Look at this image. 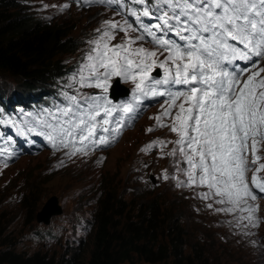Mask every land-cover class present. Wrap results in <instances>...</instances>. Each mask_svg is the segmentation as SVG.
Returning <instances> with one entry per match:
<instances>
[{
	"label": "snow or ice",
	"instance_id": "obj_1",
	"mask_svg": "<svg viewBox=\"0 0 264 264\" xmlns=\"http://www.w3.org/2000/svg\"><path fill=\"white\" fill-rule=\"evenodd\" d=\"M91 2L117 3L138 26L127 19L122 24L104 21L102 28L96 30L97 38L89 41L92 47L86 55L88 63L81 68L80 86L107 92L109 80L116 76L131 81L136 100L140 96L166 97L160 114L152 119L157 127L169 128L178 138L158 139L141 151L147 152L155 145L163 149L173 143L175 147L167 155L179 154L180 162L187 166L178 168L186 180L177 179V186L206 187L208 191L199 193V198L223 205L215 211L247 212V216L239 215L238 221L246 219L256 226L254 213L259 206L249 203L256 196L246 173L250 171L249 150L255 165L261 160L257 155L259 145L264 143V67H259L264 60V0H84L85 4ZM68 7L64 4L60 9ZM143 18L156 22L146 24ZM118 31L124 37L121 43L112 44ZM129 31L137 35L129 36ZM170 34L177 39H171ZM145 41L153 49L143 43L132 47ZM239 61L245 66L240 67ZM84 68L88 69L87 77L83 75ZM157 68L163 70L162 78L151 75ZM173 87L177 90H171ZM69 100L75 109L64 108L54 124L45 122L50 131L37 133L45 135L54 149H71L66 153L69 156L77 152L87 155L89 150L116 139L120 122H116V127H104L111 125L109 117L114 107L124 113L133 111L132 104L115 106L107 96H84L78 100L73 95ZM165 118L171 123H165ZM24 131L30 133L34 128ZM99 132L114 135L109 139ZM0 140L10 143L3 133ZM7 151L0 146V154ZM261 170L264 163H259L255 171ZM164 178H168L166 172ZM251 183L264 192V181L255 174ZM207 207L212 208L213 204Z\"/></svg>",
	"mask_w": 264,
	"mask_h": 264
},
{
	"label": "rangeland",
	"instance_id": "obj_2",
	"mask_svg": "<svg viewBox=\"0 0 264 264\" xmlns=\"http://www.w3.org/2000/svg\"><path fill=\"white\" fill-rule=\"evenodd\" d=\"M25 1L34 4L30 9L31 14L35 13L56 22L63 21L70 30V34L80 41L84 40L83 34L88 37L93 35L97 29L102 28L104 21L112 19L111 13L103 9L82 11L70 5L61 10L60 6L67 4L65 0ZM92 22L96 24L91 25ZM119 38L123 39V36ZM86 46L87 43L79 52L66 55L65 64L71 66L77 63L83 53L88 51ZM261 64L264 66V60ZM14 85L15 82L12 81L7 84V87L11 89ZM18 85L16 84L15 87ZM4 86L0 84V88ZM22 96L25 95L22 93ZM30 114V120H24V125L34 128L35 131L48 130L39 114ZM158 114L159 112L154 108L148 110L115 146L99 154L80 153L69 156L66 154L68 148H63L56 155L55 149H47L36 157H21L10 167L0 171V201L3 200L2 207L7 206L5 211L9 212L6 215L8 222L11 216L16 214L14 221H10L9 230L16 244V250L26 253L48 250L51 253L57 252L54 256L58 257L63 254L66 246L71 247L74 244V240L82 239L90 247L96 224L92 215L96 216L99 210L96 205L92 209L93 203L98 204L107 194L113 192L116 196L122 195L125 199L134 197L137 202H145L156 196L169 207V210L189 216L190 202L187 198H190V194L177 188L178 186L173 187L172 181L168 186H164L165 172L173 173L185 165L180 162L182 157L179 154L175 157L167 155L175 145L169 143L163 147L161 151L165 153L164 155H145L140 152L141 146L149 141L158 139L175 141L171 132L157 127L155 119L152 118ZM16 128H18L17 125ZM148 128L154 130L148 132ZM70 151L71 149L68 152ZM64 154L66 155L62 156ZM5 156V153L0 154V160ZM23 182L25 186L20 188L23 197L34 187L43 193L35 209V216L42 213L43 207L50 199H55L53 203L56 204L60 213L50 217L49 225H43L44 222H38L37 218L25 225L24 211L19 212L16 201L15 203L6 202L9 197L14 196L13 186ZM148 182L154 187L148 186ZM123 184L125 187L120 189ZM263 205L264 200L254 214L256 226L249 224L244 227L241 222L235 220L233 214L215 211L223 205L215 204L213 209H205V205L201 202L199 204L201 213L196 214L192 211L191 214L195 222H197L196 218L201 219L202 222L198 224L203 227L197 224L191 226V242L202 249L204 257L215 264H224V262L234 264L235 261L239 264H248L242 261L243 257L248 256L258 258L262 260L260 264H264V248L262 247L264 239L255 242L253 246L251 243L254 238L264 234ZM247 229H249L248 232L244 231ZM199 237L201 240H198ZM190 251H193V248L191 243H187L185 252ZM192 253L182 256L191 257ZM85 256L87 257V254ZM140 264L144 263L140 262Z\"/></svg>",
	"mask_w": 264,
	"mask_h": 264
},
{
	"label": "trees",
	"instance_id": "obj_3",
	"mask_svg": "<svg viewBox=\"0 0 264 264\" xmlns=\"http://www.w3.org/2000/svg\"><path fill=\"white\" fill-rule=\"evenodd\" d=\"M33 5V2L25 0H0V84L5 85L0 89L9 92L12 88L8 89L7 84L13 80L19 84L13 90L24 95L36 89L51 94L58 90L60 84L66 85V96L44 102L43 110L58 114L69 106L75 109L69 100L70 96L76 94L79 100L84 96H92L97 90L95 87H81L80 77L70 72L85 60L92 47L89 41L96 39L98 33L89 37L83 34L85 42L80 41L70 34L63 21L56 22L31 14ZM105 10L111 13L110 20L122 24L127 19L138 26L135 19L117 3L113 10ZM128 34L132 37L137 35L131 31ZM121 35L124 37V33L118 31L116 39L111 43H121ZM85 43L88 51L83 53L77 63L67 66L64 57L79 52ZM138 43L132 47H136ZM80 102L84 103L83 100ZM29 110L39 112L38 107H27L18 113L17 120L28 118ZM23 186L24 182L14 185V192ZM124 187L125 184L120 189ZM42 195L34 187L17 204L19 212L24 211L25 225L36 219L35 209ZM2 203L3 200L0 201V264H215L204 257L202 249L191 242V226H202L198 224L202 222L201 219L196 218L195 222L191 214L192 211L200 214L199 206L189 205L190 215L186 216L169 210L156 196L145 202H137L134 197L125 199L122 195L116 196L114 192L107 194L98 204L93 203L92 209L96 205L99 210H96V216L92 215L96 224L90 247L82 239L74 240L71 247L66 246L63 254L56 257L54 255L57 252L51 253L48 250L32 253L17 251L9 232L10 221H14L16 214L8 222L6 215L9 212L5 211L7 206L2 207ZM187 243H191L193 251L186 253ZM190 253L191 257L182 256Z\"/></svg>",
	"mask_w": 264,
	"mask_h": 264
},
{
	"label": "water",
	"instance_id": "obj_4",
	"mask_svg": "<svg viewBox=\"0 0 264 264\" xmlns=\"http://www.w3.org/2000/svg\"><path fill=\"white\" fill-rule=\"evenodd\" d=\"M110 95L114 100H117L119 97L125 96L126 93L120 87V85L116 83L113 89L111 90ZM54 201L55 199H50L47 204L43 207L42 213L37 214L36 218L38 222H44V225H48L50 223V217L53 215H58L60 213V210L56 208V204H54Z\"/></svg>",
	"mask_w": 264,
	"mask_h": 264
},
{
	"label": "bare ground",
	"instance_id": "obj_5",
	"mask_svg": "<svg viewBox=\"0 0 264 264\" xmlns=\"http://www.w3.org/2000/svg\"><path fill=\"white\" fill-rule=\"evenodd\" d=\"M16 80V79H15ZM13 82H14V80H13ZM15 84H16V82H15ZM55 84H57V83H55ZM18 85V84H17ZM14 87H15V85H14ZM19 87V86H18ZM73 90V89H72ZM71 91V90H70ZM74 93V92H73ZM76 95V94H75ZM48 102V101H47ZM46 103V102H45ZM42 106H43V104H42ZM39 120V119H38ZM44 185V184H43ZM194 224V223H193ZM203 227V226H202ZM204 233V232H203Z\"/></svg>",
	"mask_w": 264,
	"mask_h": 264
}]
</instances>
